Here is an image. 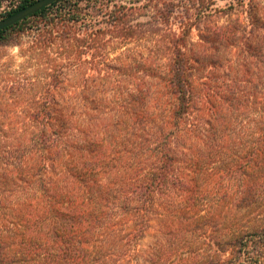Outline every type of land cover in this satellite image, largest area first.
Listing matches in <instances>:
<instances>
[{"label": "trees", "instance_id": "16d2710c", "mask_svg": "<svg viewBox=\"0 0 264 264\" xmlns=\"http://www.w3.org/2000/svg\"><path fill=\"white\" fill-rule=\"evenodd\" d=\"M165 202L177 239L226 228L195 263L264 264L262 0H56L0 29V264H139Z\"/></svg>", "mask_w": 264, "mask_h": 264}, {"label": "rangeland", "instance_id": "374dc122", "mask_svg": "<svg viewBox=\"0 0 264 264\" xmlns=\"http://www.w3.org/2000/svg\"><path fill=\"white\" fill-rule=\"evenodd\" d=\"M19 2L20 0H0V19L3 18L4 12L17 6ZM262 3L264 4V0H262ZM192 36L194 40H197L196 30L193 31ZM16 53V48H6L2 51V58L6 59ZM170 210H175V207H167V203L165 202L159 211L163 216L159 214L158 217H153L151 221L152 226L141 240L140 245L137 246L140 254L141 249L144 250V253L140 256L139 264H198L195 263L198 257L204 256L206 253H213L214 249L210 244V240L217 239L218 242V240L223 239V233L226 231V228L218 222V219L215 220V224L213 222L210 223L207 231L201 228L193 230L190 228L179 237L180 240L173 237L168 231L167 226L163 224V221L167 220L168 217H174V213ZM220 216L222 218L223 210L220 211ZM248 216L250 215H240L239 218L244 220ZM260 217L264 218V215H260ZM197 226L199 227V225ZM187 254L193 257L191 261L188 260Z\"/></svg>", "mask_w": 264, "mask_h": 264}, {"label": "water", "instance_id": "95a60500", "mask_svg": "<svg viewBox=\"0 0 264 264\" xmlns=\"http://www.w3.org/2000/svg\"><path fill=\"white\" fill-rule=\"evenodd\" d=\"M56 0H36L31 4L19 9L18 11L14 12L13 14L0 19V29L6 28L17 21L31 15L32 13L36 12L37 10L41 9L44 6L50 5Z\"/></svg>", "mask_w": 264, "mask_h": 264}]
</instances>
